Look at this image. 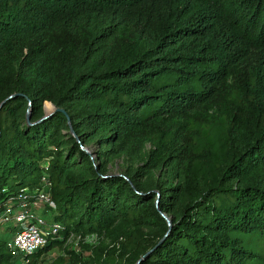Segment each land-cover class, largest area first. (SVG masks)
<instances>
[{
	"label": "trees",
	"instance_id": "obj_1",
	"mask_svg": "<svg viewBox=\"0 0 264 264\" xmlns=\"http://www.w3.org/2000/svg\"><path fill=\"white\" fill-rule=\"evenodd\" d=\"M0 105V202L46 171L64 226L28 264H264V0H0Z\"/></svg>",
	"mask_w": 264,
	"mask_h": 264
},
{
	"label": "built area",
	"instance_id": "obj_2",
	"mask_svg": "<svg viewBox=\"0 0 264 264\" xmlns=\"http://www.w3.org/2000/svg\"><path fill=\"white\" fill-rule=\"evenodd\" d=\"M51 187V180L45 171L38 186L22 188L17 194L0 202V231L9 234L13 228H17L12 239H6L5 242L14 257H19V261H14L15 264H28L29 257L49 241L62 238L60 232L63 224L55 220L48 221L39 213L46 205L55 208ZM86 237L94 239L98 236L91 234Z\"/></svg>",
	"mask_w": 264,
	"mask_h": 264
},
{
	"label": "rangeland",
	"instance_id": "obj_3",
	"mask_svg": "<svg viewBox=\"0 0 264 264\" xmlns=\"http://www.w3.org/2000/svg\"><path fill=\"white\" fill-rule=\"evenodd\" d=\"M51 105L52 108L50 111L55 109V106L53 104ZM150 147H151L150 144H147V150ZM83 148L87 150L89 153L93 152V147H83ZM128 165L129 162L123 156H119L112 161L109 170L115 173H123L125 169L128 167ZM39 213L46 220L51 221L53 220L55 209L49 205H46L40 210ZM16 229L17 228H13L9 234L2 233L3 230H1L0 239L1 240L12 239L13 233L16 231ZM88 243L90 245H94L95 247H99L101 244H104L107 247H112L115 245L114 242L109 239H104L100 237L94 239L86 237L83 239L78 234L73 233L71 237L67 239L62 245H57L49 249L48 251L42 253L34 264H93V262L91 261L92 257H90V251H88L86 247ZM117 250L118 249H116V251ZM68 251H71L73 254L69 253ZM57 256L63 257L64 261L59 262L58 260H56L54 262ZM15 261L16 262L19 261V257H15Z\"/></svg>",
	"mask_w": 264,
	"mask_h": 264
},
{
	"label": "water",
	"instance_id": "obj_4",
	"mask_svg": "<svg viewBox=\"0 0 264 264\" xmlns=\"http://www.w3.org/2000/svg\"><path fill=\"white\" fill-rule=\"evenodd\" d=\"M13 95H11L10 97H12ZM9 97V98H10ZM4 102V101H3ZM2 102V103H3ZM2 103H1V105H2ZM0 105V106H1ZM54 110H56V108L54 109ZM61 110V109H60ZM51 112L52 111H50V112H47V113H45V115L43 116V118H45L46 116H48V115H50L51 114ZM42 118V119H43ZM26 122L28 123V124H30L31 122H30V108H28V110H27V113H26ZM71 131H72V133H73V130L71 129ZM87 153H89L87 150H85ZM159 197V196H158ZM156 206L158 207V198H157V200H156ZM162 216H164L165 218H166V220H167V222H168V224H169V226H170V224H171V222H170V219L165 215V214H163L162 213Z\"/></svg>",
	"mask_w": 264,
	"mask_h": 264
}]
</instances>
